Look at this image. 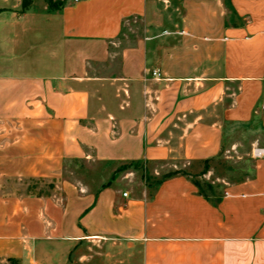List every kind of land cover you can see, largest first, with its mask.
<instances>
[{
    "label": "crops",
    "instance_id": "crops-1",
    "mask_svg": "<svg viewBox=\"0 0 264 264\" xmlns=\"http://www.w3.org/2000/svg\"><path fill=\"white\" fill-rule=\"evenodd\" d=\"M24 1L0 0V263L264 264V0ZM233 154L245 179L201 193ZM88 157L188 175L92 191L63 177Z\"/></svg>",
    "mask_w": 264,
    "mask_h": 264
},
{
    "label": "rangeland",
    "instance_id": "rangeland-1",
    "mask_svg": "<svg viewBox=\"0 0 264 264\" xmlns=\"http://www.w3.org/2000/svg\"><path fill=\"white\" fill-rule=\"evenodd\" d=\"M59 0L50 2L46 0L47 8L58 6ZM62 1V0H60ZM64 1V0H63ZM33 5V2L25 1L20 10V14L25 13ZM39 9L44 7L41 3L38 5ZM251 160L250 157H244L240 160L236 155L228 158L221 157L213 160L209 165V171L206 174L199 175L197 182L200 184L201 190L206 194L222 195L224 192L225 184L242 181L247 176L246 167L251 166V163L245 162L246 159ZM168 167L161 164H140L133 166H123L118 164H109L103 161L96 160L95 158L88 157L86 159H74L67 162L63 177L68 182L74 183L79 187L89 188L92 191H97L104 184L111 180L118 181L122 185H129L145 181L154 183L160 180L163 176L173 172ZM200 174V173H199ZM50 181H37L26 184L36 194H51L53 192ZM13 188L20 187V183L11 182ZM212 187V189H211ZM4 264V263H0Z\"/></svg>",
    "mask_w": 264,
    "mask_h": 264
},
{
    "label": "trees",
    "instance_id": "trees-1",
    "mask_svg": "<svg viewBox=\"0 0 264 264\" xmlns=\"http://www.w3.org/2000/svg\"><path fill=\"white\" fill-rule=\"evenodd\" d=\"M26 1V0H25ZM24 1V2H25ZM50 2H52L53 0H49ZM24 2H23V5H24ZM64 5H65V2L64 1H58V6H56V7H51L50 9L51 10H59V9H62L63 7H64ZM208 163H209V161H207L206 163H205V168H204V171L202 172V174H204V173H206V171H207V169H208ZM123 168H126V166H123ZM188 175V174H186L185 172H182V171H176V172H171V173H169V174H167V175H165L164 176V179H166V178H170V177H173V176H175V175ZM200 192L201 193H203L202 192V190H200Z\"/></svg>",
    "mask_w": 264,
    "mask_h": 264
},
{
    "label": "built area",
    "instance_id": "built-area-1",
    "mask_svg": "<svg viewBox=\"0 0 264 264\" xmlns=\"http://www.w3.org/2000/svg\"><path fill=\"white\" fill-rule=\"evenodd\" d=\"M153 76H154V77H160V72H158V71H154V72H153ZM263 109H264V106H263ZM255 156H256V157L264 156V149H257V150L255 151ZM124 196L126 197L127 194H124Z\"/></svg>",
    "mask_w": 264,
    "mask_h": 264
}]
</instances>
